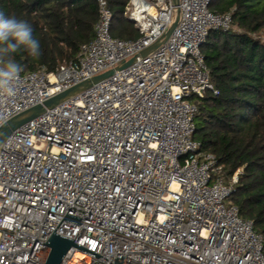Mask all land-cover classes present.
I'll use <instances>...</instances> for the list:
<instances>
[{
	"label": "built area",
	"instance_id": "2783aa9c",
	"mask_svg": "<svg viewBox=\"0 0 264 264\" xmlns=\"http://www.w3.org/2000/svg\"><path fill=\"white\" fill-rule=\"evenodd\" d=\"M97 2L94 37L55 71L22 72L17 94L0 99V126L136 56L178 12L177 25L156 51L6 139L0 264H45L58 225L102 255L71 247L61 264H264V236L229 200L243 169L228 176L193 139L196 102L213 89L201 48L211 31L232 29L231 14L211 11V0H129L140 36L125 40L111 35L108 0Z\"/></svg>",
	"mask_w": 264,
	"mask_h": 264
},
{
	"label": "trees",
	"instance_id": "16d2710c",
	"mask_svg": "<svg viewBox=\"0 0 264 264\" xmlns=\"http://www.w3.org/2000/svg\"><path fill=\"white\" fill-rule=\"evenodd\" d=\"M108 4L111 35L138 38L127 15L129 0ZM209 8L230 13L232 29L211 31L202 45L213 89L196 102L193 139L216 155L228 176L243 169L229 200L264 236V0H211ZM0 11L27 21L40 43L39 57L23 50L9 54L23 72L55 71L76 59L99 19L97 0H0Z\"/></svg>",
	"mask_w": 264,
	"mask_h": 264
},
{
	"label": "water",
	"instance_id": "95a60500",
	"mask_svg": "<svg viewBox=\"0 0 264 264\" xmlns=\"http://www.w3.org/2000/svg\"><path fill=\"white\" fill-rule=\"evenodd\" d=\"M177 2V0H174ZM178 21V12L176 20L173 24H171L166 31L163 33V35L151 46L145 48L143 51H141L136 56L130 58L127 61H123L121 64L116 66L115 68H111L101 74L95 75L87 80H84L72 87H70L67 90H64L46 101H44L42 104H37L35 106L30 107L29 109L20 112L19 114L13 116L10 118L7 122H5L2 126H0V150L6 141V139L15 131L16 129L22 127L26 123L30 122L31 120L39 117L43 113H45L48 109H52L62 103L63 101L71 98L72 96L88 89L92 85L110 77L117 71H121L122 69L130 66L132 63H134L139 57L147 56L154 51H156L161 45H163L167 39L170 37L172 32L174 31ZM65 220L72 221L78 224L80 223L81 217H77L71 214H66L64 216ZM62 219V220H63ZM61 220V222H62ZM60 222V223H61ZM59 223V224H60ZM59 226V225H58ZM57 226V227H58ZM56 227V229H57ZM55 229V230H56ZM55 230L51 234V236L46 241V245L50 247V253L48 255V258L46 260L45 264H61L63 262L64 257L66 256L67 252L71 247H77L87 253H90L96 257L102 256L99 255L83 246L77 245L74 239L56 234ZM104 257V256H103ZM106 258V257H105ZM107 259V258H106Z\"/></svg>",
	"mask_w": 264,
	"mask_h": 264
},
{
	"label": "clouds",
	"instance_id": "9594fccd",
	"mask_svg": "<svg viewBox=\"0 0 264 264\" xmlns=\"http://www.w3.org/2000/svg\"><path fill=\"white\" fill-rule=\"evenodd\" d=\"M22 50L34 58L41 54L40 43L33 37L32 26L25 20L0 11V99L12 98L17 94L24 67L9 54Z\"/></svg>",
	"mask_w": 264,
	"mask_h": 264
},
{
	"label": "bare ground",
	"instance_id": "6f19581e",
	"mask_svg": "<svg viewBox=\"0 0 264 264\" xmlns=\"http://www.w3.org/2000/svg\"><path fill=\"white\" fill-rule=\"evenodd\" d=\"M77 257H83V255H81V254H77Z\"/></svg>",
	"mask_w": 264,
	"mask_h": 264
}]
</instances>
